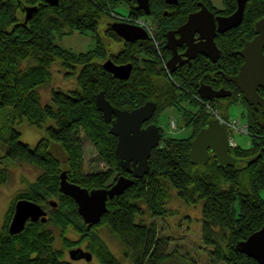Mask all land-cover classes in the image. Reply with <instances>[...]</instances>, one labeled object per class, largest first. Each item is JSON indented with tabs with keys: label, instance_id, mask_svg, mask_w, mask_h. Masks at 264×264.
<instances>
[{
	"label": "trees",
	"instance_id": "obj_1",
	"mask_svg": "<svg viewBox=\"0 0 264 264\" xmlns=\"http://www.w3.org/2000/svg\"><path fill=\"white\" fill-rule=\"evenodd\" d=\"M199 1L216 9L213 0H179L176 5L166 0H150L149 15L135 0H60L55 6L45 0H0V142L6 144L8 158L42 170L27 189L12 198L0 231V264H73L66 258V250L83 244L98 264H125L101 236L99 228L104 225L121 241L124 257L131 264H160L169 239L158 236L155 222H136V216L145 213L144 206L153 218L174 215L176 211L167 207L171 188L188 204L203 200L201 237L206 245L213 246L210 254L216 261L259 264L237 250L236 245L264 224V198L260 194L264 188V113L249 105L236 85L219 71L227 74L239 71L243 58L237 51L245 39L253 38L254 23L264 17V0H248L242 22L218 36L221 56L217 62L200 56L179 74H169L162 61V57L166 60L170 57L164 47L166 31L171 23L180 24L198 10ZM219 1L223 10L217 12L231 13L237 8V0ZM121 3L127 5L128 17H152L157 26L155 37L161 41L160 50L152 38L126 41L108 26L103 34L98 32L104 17L118 14L115 8ZM25 6H37L27 23ZM90 31L95 35V46L85 52H73L56 42L65 35ZM107 39L121 43L118 52L108 48ZM107 59L117 64L131 63L129 79L121 80L108 72L103 67ZM55 64L67 70L66 77L77 76L78 89L53 90L52 104H43L40 89L52 80L51 69ZM201 81L214 88L225 86L232 90V95L222 102H211L222 105L224 116H228L229 106L241 100L246 104L242 116L250 125L251 145L232 149V155L240 160L236 165L221 167L214 155L204 164L190 160L191 140L212 119L203 107H185L191 93H198ZM175 82L183 91H177ZM101 91L120 109L130 110L154 101L157 108L153 121L165 109H177L181 111L180 124L192 127V133L184 138L165 136L160 127L161 141L152 150L149 172L142 178H134L122 194L109 199L101 221L88 228L75 200L60 191L62 171H67L69 181L88 189L110 187L120 175L133 178L115 153L118 138L110 132L112 121L106 120L96 106V96ZM48 119L55 124L46 128V136L35 147L21 141L16 123L26 120L41 127ZM86 139L91 141L98 160L106 168L86 171ZM51 141L60 143L66 155L65 165L50 151ZM8 179V170L1 168L0 186ZM19 199L36 202L44 209L48 206L50 211L46 222L28 221L22 232L12 234L9 224ZM51 201H56L57 207ZM49 226L60 230L61 248L54 247V232ZM71 230L79 235L77 239L68 237Z\"/></svg>",
	"mask_w": 264,
	"mask_h": 264
},
{
	"label": "water",
	"instance_id": "obj_2",
	"mask_svg": "<svg viewBox=\"0 0 264 264\" xmlns=\"http://www.w3.org/2000/svg\"><path fill=\"white\" fill-rule=\"evenodd\" d=\"M50 5H58L60 0H45ZM132 1V0H128ZM140 9L147 15L151 13L150 0H135ZM169 4H177L179 0H166ZM248 0H237L236 10L227 16H218V25L214 13L204 4L201 8L189 14L187 21L177 30L167 33L166 47L172 50V57L168 60L170 71H174L175 63L181 58L178 53L177 44H181L182 38H176V32L181 34L189 47L184 55L187 57L183 62H190L197 54H204L216 62L220 56L215 36L217 31L225 32L237 27L243 19L245 6ZM25 23L31 19L37 11V6H25ZM109 27L126 41L149 39V33L142 27L125 21L109 22ZM255 36L245 40L243 47L237 53L244 59L239 71L234 75L224 73L225 78L233 82L243 94L244 99L256 109L261 107L264 113V95L259 93L260 88H264V18L255 24ZM194 32L200 33L201 41L193 43L191 35ZM103 67L115 78L121 80L129 79L133 65L117 64L112 59H107ZM199 94L202 98L215 100L232 95L231 90L225 88L214 89L211 85L202 84L199 87ZM96 106L103 112L106 120H112L110 132L118 140L115 148L116 155L120 158L122 167L132 175L133 178L120 175L110 187L88 189L68 180L67 171L63 170L60 175V191L71 196L78 206V212L83 221L91 228L101 221L102 215L107 211V202L114 196H119L130 187L134 178H142L150 170L149 159L152 150L160 143L161 131L156 124L143 127V123L150 120L157 105L154 101H147L133 109H120L114 106L106 97L104 91L96 96ZM115 116V119H113ZM190 160L194 164H204L208 161L211 153L214 154L218 165L225 167L236 165L239 159L232 155V149L228 140L227 128L223 126L217 118H212L207 126L201 128L197 135L190 142ZM252 161V160H251ZM56 201H51L53 207H57ZM48 212L40 204L19 199L15 204V210L9 231L12 234L20 233L24 230L28 221L46 222ZM237 250L256 259L259 264H264V224L256 232L246 239L239 241ZM72 259H84L92 261L93 254L81 247L70 250Z\"/></svg>",
	"mask_w": 264,
	"mask_h": 264
},
{
	"label": "rangeland",
	"instance_id": "obj_3",
	"mask_svg": "<svg viewBox=\"0 0 264 264\" xmlns=\"http://www.w3.org/2000/svg\"><path fill=\"white\" fill-rule=\"evenodd\" d=\"M215 6L221 8L222 3L219 0H215ZM115 10L118 14L112 13L111 16H106L101 21L98 28V32L103 34V31L107 24L114 21V17L124 19L125 22H132L139 24L142 28L149 26L153 32L156 33L157 26L151 16L139 17L134 20L131 17L126 16L128 14L127 5L121 3ZM146 24V25H145ZM56 42L62 47L72 50L73 52L80 53L92 49L95 46V35L93 32L87 34H80L75 32L71 35H65L62 38H57ZM108 48L112 52H118L121 43L113 40H106ZM80 68H78V71ZM52 80L40 89L41 100L43 104H52L51 96L53 90L61 89L63 91H71L78 89L77 76L66 77L67 70L62 68L59 64H55L52 69ZM198 102V101H197ZM199 103V102H198ZM245 103L235 104L227 108L228 116L223 115L222 105H213L210 103L211 109L207 106L203 107V110L211 114L212 118L220 115L222 119H231L232 121L238 120L240 123H248L246 117L242 116V113L246 110ZM198 108V107H197ZM196 108V109H197ZM217 111L216 113H214ZM180 114L176 109H167L160 120V125L164 131L165 136H173L178 138L188 137L192 131V127L183 128V123L180 124ZM221 123V122H220ZM55 124L51 119H48L42 124L41 127L31 125L26 120L16 123L15 128L21 133V141L29 144L31 147H35L38 141L46 136V128ZM222 124V123H221ZM223 125V124H222ZM207 126V125H206ZM191 128V129H190ZM229 134V133H228ZM252 135L238 132L234 134V139L238 146L243 148L251 145ZM161 140V139H160ZM50 151L62 162L66 164V155L59 142L51 141ZM84 158L86 171H95L98 169L106 168V165L98 160V156L90 140L84 141ZM0 157L2 163L1 168L8 170L9 179L0 186V231L4 225L5 214L10 206L12 198L20 191L27 189L28 185L35 181L41 174L42 170L38 167L21 161H13L6 156V144L0 142ZM171 198L167 203V207L176 211L172 216L168 217H156L153 218L150 215L146 206L145 213L136 216V222L143 221L147 224L153 222L156 223L158 228V236L164 239H169L168 244L165 243L163 249L165 251V257L160 264H225L224 262L216 261L210 254L213 246L206 245L201 237V219L203 200H199L198 203L188 204L182 198L179 197L177 190L170 189ZM264 198V188L260 192ZM46 210L50 211V208L46 206ZM54 232V247L61 248L63 246L60 230L56 227L49 226ZM99 232L107 245L111 248L114 254L119 257L125 264H131L129 260L124 257L125 247L121 241L112 234L109 227L104 225L100 226ZM68 237L71 239H77L79 235L73 230L68 232ZM82 249L89 251L86 245L80 246ZM66 258L73 264H98L96 257H93L92 261L88 262L84 259H72L70 256V250H66Z\"/></svg>",
	"mask_w": 264,
	"mask_h": 264
},
{
	"label": "flooded vegetation",
	"instance_id": "obj_4",
	"mask_svg": "<svg viewBox=\"0 0 264 264\" xmlns=\"http://www.w3.org/2000/svg\"><path fill=\"white\" fill-rule=\"evenodd\" d=\"M214 1V3H215V0H213ZM167 2V1H166ZM200 3H203L202 1H199V9L201 8V6H200ZM169 4V3H168ZM178 4V3H177ZM205 4V3H204ZM170 5H176V4H170ZM206 5V4H205ZM207 6V5H206ZM208 7V6H207ZM209 8V7H208ZM215 10H213V9H210L213 13H214V15H215V20H216V23H217V25H218V20H217V17L218 16H227V15H230V14H232L233 12H231V13H222V12H217L219 9L220 10H223V7H221V8H219V7H216L215 6ZM198 9V10H199ZM197 11V10H196ZM195 12V11H194ZM192 13V12H191ZM166 15H167V11H166ZM25 16V15H24ZM189 16V15H188ZM188 16H187V18H186V20L185 21H183L182 23H180V24H173V23H171V27L170 28H168L167 29V31H166V34H165V43H164V47H165V49H167L169 52H170V57H169V59L172 57V55H173V53H172V50L171 49H169V48H167L165 45H166V43H167V33L169 32V31H174V30H177L181 25H183L186 21H187V19H188ZM261 18H264V17H261ZM261 18H259L258 20H260ZM258 20H256V22L258 21ZM256 22L254 23V29H255V24H256ZM107 26H108V24H107ZM106 26V27H107ZM105 27V28H106ZM230 30V29H229ZM228 31V30H227ZM227 31H225V32H227ZM225 32H219V31H217V34H216V36H215V41H216V44H217V46H218V36L220 35V34H223V33H225ZM154 35H155V33H154ZM176 38H182V40L183 41H181L182 43L181 44H177V50H178V53L181 55V58L180 59H178L177 61H176V63H175V69H174V71H170V69H169V66H168V60H166V59H164V57H162V61H163V66L166 68V70H167V72L169 73V74H174V73H180V71H181V69L183 68V67H185L187 64H190L193 60H195V59H197L198 57H200V56H205V57H207V58H209L211 61H213L210 57H208V56H206V55H204V54H197L193 59H191L190 60V62H183V63H181L182 61H184L187 57L184 55V53H185V51L188 49V47H189V42L188 41H186L185 39H184V37H181V34L180 33H178V32H176ZM254 36H255V31H254ZM253 36V37H254ZM191 37V41L193 42V43H198V42H200L201 41V39H200V33L199 32H194L193 33V35H191L190 36ZM252 39V38H251ZM245 40H249V39H245ZM244 40V41H245ZM158 49L160 50V46H161V41L160 40H158ZM244 44V43H243ZM243 47V46H242ZM218 48L220 49V56H221V48L218 46ZM220 56H219V58H220ZM219 58H218V60H219ZM217 60V61H218ZM216 61V62H217ZM243 61H244V59H243ZM214 62V61H213ZM243 63V62H242ZM241 66V65H240ZM240 69V68H239ZM220 72V74H222L223 76H224V73L225 72H223L222 70H220L219 71ZM237 73V72H236ZM235 73V74H236ZM227 74V73H226ZM228 75H234V74H228ZM224 78H225V76H224ZM226 79V78H225ZM227 80V79H226ZM228 81V80H227ZM230 82V81H229ZM176 83V85H177V91H179V92H181V91H183L182 90V87H181V85L178 83V82H175ZM233 83V82H232ZM202 84H206V85H210V84H208V83H205V82H203V81H201L200 82V85H199V87L202 85ZM213 87V86H212ZM214 88V87H213ZM221 88H225V86H221V87H218V88H214V89H216V90H218V89H221ZM225 89H227V90H231V89H228V88H225ZM232 91V90H231ZM241 92V91H240ZM233 93V92H232ZM259 93L261 94V95H264V88H260L259 89ZM242 94V93H241ZM191 96H192V98H190L189 100H188V102H186V104H185V107L187 108V107H192V108H194V109H196L197 107H200L199 105H201V106H205V104L206 103H211V102H215V103H219V102H222L225 98H218V99H215V100H208V99H205V98H202L201 96H200V94H199V88H198V93L197 94H195V93H191ZM228 97V96H227ZM242 97H243V94H242ZM192 99H194L196 102H197V105H195L194 104V102H192L193 100ZM243 99H244V97H243ZM245 100V99H244ZM240 103H244L242 100L240 101ZM248 103V102H247ZM249 104V103H248ZM142 105V104H141ZM244 105V104H243ZM250 105V104H249ZM245 107H246V104L244 105ZM252 106V105H251ZM254 107V106H253ZM255 108V107H254ZM167 109H173V108H167ZM167 109H165L164 111H163V113L167 110ZM256 109V108H255ZM246 110H247V108H246ZM246 110L244 111V112H246ZM257 110H261V107H259V108H257ZM176 111L180 114V117H181V111H178L177 109H176ZM262 111V110H261ZM163 113L159 116V118H158V120H156L155 119V121H153V116L151 117V119L150 120H148V121H146V122H144L143 123V127H147L148 125H150V124H156V125H160V120H161V118H162V115H163ZM154 115V114H153ZM113 119H115V116H113ZM112 121V120H111ZM180 121H181V119H180ZM159 127H161V126H159ZM190 126H183V128H189ZM191 129V128H190ZM191 131H192V129H191ZM212 155H214L213 153H211V156ZM210 156V157H211Z\"/></svg>",
	"mask_w": 264,
	"mask_h": 264
},
{
	"label": "built area",
	"instance_id": "obj_5",
	"mask_svg": "<svg viewBox=\"0 0 264 264\" xmlns=\"http://www.w3.org/2000/svg\"><path fill=\"white\" fill-rule=\"evenodd\" d=\"M136 19H134V20H136ZM145 29L150 33V35L153 36L152 28L147 26V27H145ZM155 44L158 47L157 41H155ZM205 106H207V108L211 109L210 103H206ZM214 113H216V115H217L218 112L215 111ZM216 118H218L219 121L227 128V131L229 133L228 134L229 144L232 148H236L238 146L237 142L234 139V134L241 132V133H246V134L251 135L250 125L248 123H245V122L240 123V122H238V120H235V119H234V121H232L230 118L225 120V119H222L220 115H217Z\"/></svg>",
	"mask_w": 264,
	"mask_h": 264
}]
</instances>
